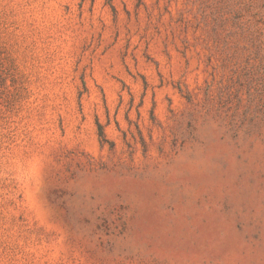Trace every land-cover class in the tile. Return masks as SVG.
Returning a JSON list of instances; mask_svg holds the SVG:
<instances>
[{
    "label": "rangeland",
    "instance_id": "rangeland-1",
    "mask_svg": "<svg viewBox=\"0 0 264 264\" xmlns=\"http://www.w3.org/2000/svg\"><path fill=\"white\" fill-rule=\"evenodd\" d=\"M0 264H264V0H0Z\"/></svg>",
    "mask_w": 264,
    "mask_h": 264
}]
</instances>
